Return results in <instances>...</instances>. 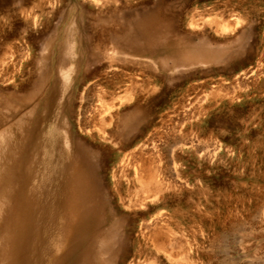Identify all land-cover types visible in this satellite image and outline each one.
<instances>
[{"label": "rangeland", "instance_id": "1", "mask_svg": "<svg viewBox=\"0 0 264 264\" xmlns=\"http://www.w3.org/2000/svg\"><path fill=\"white\" fill-rule=\"evenodd\" d=\"M143 11L165 15L190 50L174 60L83 54L84 43L105 44L113 31L138 36ZM146 36L132 42L137 50ZM33 94L51 101L42 129L65 108L74 132L86 127L79 134L98 150L116 205L117 190L139 198L130 160L155 168L160 193L147 191L146 209L120 208L129 216L125 241H110L105 264H264V0H0V104ZM156 218L161 251L144 233Z\"/></svg>", "mask_w": 264, "mask_h": 264}, {"label": "bare ground", "instance_id": "2", "mask_svg": "<svg viewBox=\"0 0 264 264\" xmlns=\"http://www.w3.org/2000/svg\"><path fill=\"white\" fill-rule=\"evenodd\" d=\"M142 14L138 24L147 36L143 39V46L140 50L135 48V39H140V35H143L142 31L138 36L134 30L133 32L128 30L123 36L117 35L113 31L108 39L110 45L108 42V44H104L103 41H98L92 48L89 44L84 43L83 54L92 60L100 50L106 55H112L113 58V52H108L110 49L132 55L137 54V57L140 58L150 56L151 59H160L163 55L166 59L174 60V54L186 49H188L187 52L190 50L192 45L189 38L175 34L170 26L165 27V15L162 16V13L151 14L148 11H143ZM143 21L146 27L142 24ZM126 26L128 29L132 27L127 23ZM135 29L138 30L137 27ZM140 40L137 42L139 43ZM133 41L135 42L132 43ZM146 43L147 45H145ZM201 47L200 49H202ZM160 62L163 64L161 60ZM124 63H122L123 66ZM142 63L138 64L142 66ZM66 75L64 74L62 77L64 78ZM67 77L64 79L66 80ZM135 85H129L124 89V97L128 98L129 91ZM112 91L102 89L99 91L100 94L98 92L97 94L111 98L114 96ZM36 96L37 94H33L14 99L16 102L11 107H7L8 103L5 104L6 107L0 104V264H105L102 256L109 251L112 252L111 248H108V245L111 244L110 241L116 242L118 239L125 241V238L121 237L123 236L121 230L125 224L128 225L129 216L120 208H136V206L140 209L145 208V194L149 193L147 191L152 193L153 189L160 193L159 187L162 185L158 184L157 180L155 181V168H152L149 162L146 163L145 159L142 161V158L136 156L137 158L130 160L128 166L132 167L133 175L130 182L133 188L137 189L135 191L138 192L135 193L139 198H135L136 202L131 198H129L131 200H123L121 199L123 196L120 198L117 190L114 194L118 201L117 206L111 200V194L103 180L98 150L79 134L86 127L84 129L81 123H78V128L76 127L78 132H74L72 124L68 120L70 109L65 108L58 123L50 124L42 129L50 110L51 101L46 97L37 103L33 99ZM105 111L107 110L102 112L105 113ZM134 116H136L135 109L118 119L126 123ZM114 117L117 118L118 115L116 114ZM104 122L106 123V120ZM115 129L118 130V126ZM155 167L157 168V166ZM154 197L156 198V195ZM154 220L153 222L149 221L150 225L145 227L144 233L145 230L150 229V236L147 235L156 245L157 251H161L162 241L165 242L162 239L164 233L162 234V229L157 227L158 219ZM166 242L169 244L168 239ZM175 260L177 259L175 258ZM178 261L180 262V260Z\"/></svg>", "mask_w": 264, "mask_h": 264}]
</instances>
